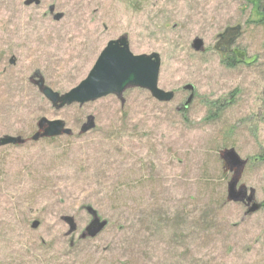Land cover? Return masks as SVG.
<instances>
[{"label":"rangeland","instance_id":"1","mask_svg":"<svg viewBox=\"0 0 264 264\" xmlns=\"http://www.w3.org/2000/svg\"><path fill=\"white\" fill-rule=\"evenodd\" d=\"M24 1L0 0V136L27 139L0 147V264H264V0ZM230 27L244 52L233 65L216 44ZM121 35L159 55L170 101L134 87L55 109L40 93L35 73L65 93ZM40 117L73 133L32 141ZM229 147L248 160L237 187L254 189L253 213L226 200ZM88 205L107 225L83 239Z\"/></svg>","mask_w":264,"mask_h":264},{"label":"water","instance_id":"2","mask_svg":"<svg viewBox=\"0 0 264 264\" xmlns=\"http://www.w3.org/2000/svg\"><path fill=\"white\" fill-rule=\"evenodd\" d=\"M25 6L38 5L39 0H25ZM49 12L53 15V19L58 21L63 17L62 13H56L54 6H49ZM239 33L238 27L227 28L222 34V41L225 46L232 43ZM191 48L196 52L204 50V41L195 37L192 40ZM10 63H14V59H10ZM160 70V57L157 53L134 55L131 53L128 45L127 35H121L117 39L109 40L97 56L93 66L89 70L86 77L79 82L78 85L69 89L65 93H59L52 90L44 84V80L37 73L38 77L35 84L40 93L48 99L55 109H61L64 106L77 103L94 101L109 94H115L121 97V94L128 88H141L147 90L150 95L159 102L170 101L174 93L165 91L158 87V75ZM183 90L189 92L186 100L181 105L185 109L191 103L195 94L194 85L187 83L183 85ZM123 101V100H122ZM180 107L177 110L181 109ZM37 130L31 135L32 141H38L44 138H54L58 136H70L73 132L67 127L62 119H47L40 117L37 121ZM95 126L94 117L87 116L86 121L82 123L79 133H86ZM26 138L20 135L5 134L0 136V147L7 145H23ZM221 158L229 169L235 168L234 175L227 183L226 200L229 202H243L251 204L246 214L253 213L258 210L260 205L254 202V189L244 185L237 187L240 173L244 169L248 160L239 156L233 147L224 148ZM227 169V168H226ZM85 210L91 215V220L81 233V238H93L107 225V221L101 219L92 206H85ZM60 219L68 225L67 235L76 230V223L72 216L63 215ZM39 221L34 220L31 224L32 228H37Z\"/></svg>","mask_w":264,"mask_h":264},{"label":"flooded vegetation","instance_id":"3","mask_svg":"<svg viewBox=\"0 0 264 264\" xmlns=\"http://www.w3.org/2000/svg\"><path fill=\"white\" fill-rule=\"evenodd\" d=\"M39 4H40V0H39ZM48 8H49V6H48ZM48 12H49V9H48ZM49 14H50V12H49ZM222 33H220L217 36V41H216L217 43L216 44H217L218 48L221 51V54H222V57H223V61H228V60H235V61H237L235 59L237 57H239V59L242 60L244 58V52L241 51V50H239V48L234 45V41L235 40L232 43H230L229 45H227V46H225L223 43H220L222 41V37H221V34Z\"/></svg>","mask_w":264,"mask_h":264},{"label":"trees","instance_id":"4","mask_svg":"<svg viewBox=\"0 0 264 264\" xmlns=\"http://www.w3.org/2000/svg\"><path fill=\"white\" fill-rule=\"evenodd\" d=\"M236 61L235 60H228L226 61L227 65H233ZM261 160H264V151L259 155V158ZM254 160H256V158H254Z\"/></svg>","mask_w":264,"mask_h":264}]
</instances>
